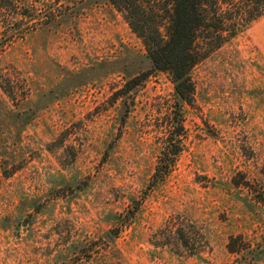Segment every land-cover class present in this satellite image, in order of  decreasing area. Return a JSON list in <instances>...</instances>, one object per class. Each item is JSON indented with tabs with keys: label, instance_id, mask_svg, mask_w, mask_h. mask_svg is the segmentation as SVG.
I'll use <instances>...</instances> for the list:
<instances>
[{
	"label": "rangeland",
	"instance_id": "obj_1",
	"mask_svg": "<svg viewBox=\"0 0 264 264\" xmlns=\"http://www.w3.org/2000/svg\"><path fill=\"white\" fill-rule=\"evenodd\" d=\"M39 2L0 55V264H264V17L193 69L181 152L154 182L169 78L119 98L149 67L121 15L59 0L50 21Z\"/></svg>",
	"mask_w": 264,
	"mask_h": 264
},
{
	"label": "trees",
	"instance_id": "obj_2",
	"mask_svg": "<svg viewBox=\"0 0 264 264\" xmlns=\"http://www.w3.org/2000/svg\"><path fill=\"white\" fill-rule=\"evenodd\" d=\"M105 1L121 15L140 41L143 57L149 64L145 71L125 80L118 97H125L157 73L165 74L173 87L172 112L163 128V144L152 174V181L162 182L181 152V108L192 103L193 69L264 17V0ZM39 3L45 8V18L50 21L63 7L59 0H41ZM34 7L32 0H0V55L34 30L37 21ZM131 215L133 213L128 212L115 219L121 221L118 225L122 227V223L131 220ZM110 234L116 238L118 232L110 231ZM173 235L182 247H189V234L183 226L173 229ZM238 240L229 239L226 245L229 254L238 256L242 253Z\"/></svg>",
	"mask_w": 264,
	"mask_h": 264
}]
</instances>
